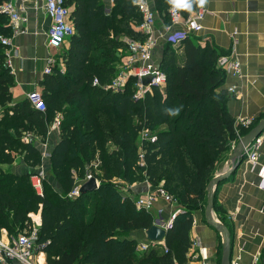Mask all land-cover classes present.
<instances>
[{
  "label": "trees",
  "instance_id": "trees-1",
  "mask_svg": "<svg viewBox=\"0 0 264 264\" xmlns=\"http://www.w3.org/2000/svg\"><path fill=\"white\" fill-rule=\"evenodd\" d=\"M63 1L74 33L59 48L63 72L55 68L40 83L43 112L32 110L26 101L7 106L11 75L3 66L0 45V165L9 166L19 155L28 168L23 174L0 168V230L14 236L27 227L28 215L38 213L36 240L44 246L45 264H184L190 212L202 209L205 187L229 144L255 123L244 129L230 117L225 107L229 96L220 89L223 72L209 50L188 39L181 43L180 59L169 44L164 47L159 62L165 77L162 89L153 87L137 101L131 98L130 81L122 92L102 91L100 86L111 81L121 63L126 40L143 39L133 30L140 22L136 2L112 0L107 11L100 0ZM152 2L155 15L168 23V0ZM179 10L183 17L188 13ZM5 24L0 14V37L9 35ZM94 80L99 87L91 85ZM57 112L62 115L58 140L49 151V170L38 196L29 177L42 163L40 152L21 138L28 134L42 140ZM142 130L154 140L137 141ZM94 165L97 189L67 198L74 185L71 171L82 179L85 168L92 173ZM140 183L161 188L185 209L162 245L143 253L128 238L130 232L152 225L150 214L131 200L129 187Z\"/></svg>",
  "mask_w": 264,
  "mask_h": 264
},
{
  "label": "crops",
  "instance_id": "crops-1",
  "mask_svg": "<svg viewBox=\"0 0 264 264\" xmlns=\"http://www.w3.org/2000/svg\"><path fill=\"white\" fill-rule=\"evenodd\" d=\"M152 1L146 0L153 10ZM100 2L105 10L108 11L111 8L112 0H100ZM15 6L23 7L21 17L24 20L17 23L18 32L12 35L6 19L5 26L9 28V35L6 37H9V45L2 49L3 66L11 75L8 107L27 102L26 94L29 92H41L40 83L45 75L43 69L47 59H54L55 68L59 63L57 60L59 50L54 51L47 46L46 34L50 21L43 12V0L17 2ZM203 7L205 13L200 21L201 30L198 33L189 34L187 39L194 46L209 50L214 56V62L224 55H229L230 60L237 62L238 77L221 70L223 75L220 89L227 92V88L234 87L233 93L227 92L229 96L225 103L227 113L235 123L239 120H250L255 123L251 127L253 128L264 117V0H207ZM166 24L165 18L156 14L152 28L156 45L151 50L150 63L158 68L162 51L166 47L164 42ZM180 30L182 27L175 25L170 28L169 33ZM66 45L67 41L61 47ZM180 46L181 44L171 47L175 50L178 59L182 56ZM59 70L63 72L62 66ZM28 106L31 108L29 104ZM1 113L0 107V116ZM57 116H60L62 120L61 113L57 112L52 121ZM58 134L59 132L53 131L47 134L46 127L42 140L37 136L29 135L31 141L28 143L37 147L40 155L42 152L49 153L58 140ZM237 140L238 138L233 140L229 144L228 151L222 154L213 177L231 168L228 158ZM43 143L46 144L45 150L42 147ZM48 159L41 161L42 163L35 170L41 169L47 172V175ZM0 168L14 174H23L28 171L19 155L14 156L9 166L0 165ZM260 168L264 169V145L259 149L257 165H250L242 159L214 189L211 214L213 219L225 225L228 231L231 248L229 262L237 260V264H257L254 258L258 257L260 260L264 258V189L259 188L264 181H261L258 175ZM43 178H45L44 174ZM150 191L144 183L129 187V193L134 199ZM204 205L205 203L202 209L190 212L192 217L189 231L190 246L185 258L193 261L194 264H219L220 238L217 232L204 222ZM175 206H171L161 198H155L152 207L146 211L152 217V224L155 223L163 228L169 213ZM177 209L185 212L184 208ZM128 238L133 239L137 246L147 243L143 230L130 232ZM162 243L163 241L160 245ZM192 243L197 246H192ZM200 253L204 259L200 258Z\"/></svg>",
  "mask_w": 264,
  "mask_h": 264
},
{
  "label": "built area",
  "instance_id": "built-area-1",
  "mask_svg": "<svg viewBox=\"0 0 264 264\" xmlns=\"http://www.w3.org/2000/svg\"><path fill=\"white\" fill-rule=\"evenodd\" d=\"M27 0H3L0 3V14L4 15L11 29V34L14 35L18 32L17 23L23 21L21 17V11L23 7H16L17 2H25ZM136 11L140 15V22L133 26V30L142 34V40H126V48L124 55L121 59L120 65L116 68V72L111 81L103 86H100L104 92H122L126 87L128 81L131 82L132 95L131 98L134 101L142 100L144 95L150 91L151 88L162 89L165 83V77L159 70L158 66H153L150 63L151 50L156 45V38L153 36L152 28L155 21V13L146 0H138L136 2ZM43 12L50 21V27L47 31V46L57 51L69 37L73 35V28L69 22V10L64 5L63 0H43ZM204 7L201 8L197 4H193L187 15L183 17L179 9H173V6L168 3L166 14L168 17V23L165 27L164 42L171 47L180 45L189 34L198 33L201 30L200 21L204 16ZM179 25L182 30L169 33L172 26ZM0 45L7 47L9 45V37H0ZM54 59H47L45 62V68L43 74L50 75L53 68H55ZM215 67L222 71L230 72L231 75L239 76V66L237 62L230 60L229 55L220 56L215 62ZM92 86H98L97 81L91 83ZM228 93L234 92V87L227 88ZM26 100L32 109L43 112L44 103L39 92L32 91L26 94ZM60 116L56 117L52 123L47 126V134L51 131L58 133L60 129ZM240 127L248 129L251 125L250 120H239L236 122ZM141 140L150 141L154 140L153 136H149L148 133L142 130L139 133ZM240 137H238L239 139ZM23 143L31 141L29 135H23L21 138ZM264 145V131L258 135L248 146L243 150V159L250 165H257L258 152L261 146ZM43 149H46V144H42ZM41 161L49 158L48 152H42ZM141 159V156H139ZM94 165V169L98 171ZM95 170L92 173L89 169L85 168V173L82 179H77L75 173L71 171L74 185L67 193L66 197L71 199L79 195V187L86 181L93 179L97 185V179L93 177L97 174ZM259 178L264 181V169L260 168L258 171ZM42 179L43 171L41 169L36 170L29 177V182L34 190L35 194L41 196L42 194ZM147 185L146 183H144ZM148 186V185H147ZM149 188V186H148ZM260 189H264V184L259 186ZM151 191L138 198H131L135 208H142L148 210L152 207L155 198H161L171 206H175V201L167 195L161 188L156 187L150 189ZM184 211L173 207L169 213L167 222L164 224L163 229L167 231L175 217L178 214H183ZM30 220L27 227L14 236H8L6 231L1 229L6 236L0 237V264H45V256L42 252L43 245L37 243V233L40 227V219L38 214L28 215ZM197 246L196 244H191ZM160 246V243L141 244L137 247L139 253L146 252L149 249H155ZM166 253V250H163ZM200 258L203 255L200 253ZM254 262L263 264L264 261L258 257L254 258ZM184 264H194L193 261L187 260ZM202 264V263H200ZM229 264H237V260L230 261Z\"/></svg>",
  "mask_w": 264,
  "mask_h": 264
},
{
  "label": "water",
  "instance_id": "water-1",
  "mask_svg": "<svg viewBox=\"0 0 264 264\" xmlns=\"http://www.w3.org/2000/svg\"><path fill=\"white\" fill-rule=\"evenodd\" d=\"M264 131V117L260 120L253 128H251L245 135L240 137L231 149V154L229 155V163L232 165L231 168L224 173L218 174L213 177L205 187V205L203 208V216L205 224L212 230L217 232L220 238V262L219 264H229L230 257V239L228 231L225 225L215 221L211 214L212 204H213V192L217 184L226 178L234 168L243 159V150L248 146L258 135ZM98 185L95 184L93 179H90L83 183L79 187V195L85 194L87 192H92L96 190ZM146 242L160 243L163 241L166 231L158 227L157 224L153 223L148 229L143 231Z\"/></svg>",
  "mask_w": 264,
  "mask_h": 264
},
{
  "label": "clouds",
  "instance_id": "clouds-1",
  "mask_svg": "<svg viewBox=\"0 0 264 264\" xmlns=\"http://www.w3.org/2000/svg\"><path fill=\"white\" fill-rule=\"evenodd\" d=\"M133 2H138V0H133ZM168 3L173 6V9H186L191 10L193 4H197L199 7L203 8V6L207 3V0H168ZM179 110H176L177 114Z\"/></svg>",
  "mask_w": 264,
  "mask_h": 264
},
{
  "label": "rangeland",
  "instance_id": "rangeland-1",
  "mask_svg": "<svg viewBox=\"0 0 264 264\" xmlns=\"http://www.w3.org/2000/svg\"><path fill=\"white\" fill-rule=\"evenodd\" d=\"M61 52H62V50H59V52H58L59 54H58V55H60ZM117 67H118V66H117ZM56 68H61V64H59V63L56 64ZM140 139H141L140 137L137 138V141H139ZM109 148H111V149H109ZM108 149H109V151H110V150H112V147H111V146H108ZM216 167H217V166H216ZM95 172H96V173H99V172L96 171V170H95ZM46 173H47V172H46ZM46 173L43 172L44 175H46ZM48 182H49L50 184L52 183L51 180H48ZM112 183L115 184L116 186H120V187H123V188L125 187V183H122V182L120 183L118 180H113ZM132 186H133V184H132ZM122 193H124V190L122 191ZM177 208H180V207L177 206ZM175 209H176V206H175ZM7 235H8V234H7ZM1 236H6V233L3 234V233L1 232V230H0V237H1ZM8 236H9V235H8Z\"/></svg>",
  "mask_w": 264,
  "mask_h": 264
},
{
  "label": "bare ground",
  "instance_id": "bare-ground-1",
  "mask_svg": "<svg viewBox=\"0 0 264 264\" xmlns=\"http://www.w3.org/2000/svg\"><path fill=\"white\" fill-rule=\"evenodd\" d=\"M97 185H99V182H98V180H97ZM264 264V263H263Z\"/></svg>",
  "mask_w": 264,
  "mask_h": 264
}]
</instances>
